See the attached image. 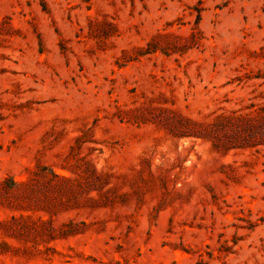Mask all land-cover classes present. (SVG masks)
<instances>
[{"label":"rangeland","instance_id":"1","mask_svg":"<svg viewBox=\"0 0 264 264\" xmlns=\"http://www.w3.org/2000/svg\"><path fill=\"white\" fill-rule=\"evenodd\" d=\"M0 264H264V0H0Z\"/></svg>","mask_w":264,"mask_h":264}]
</instances>
